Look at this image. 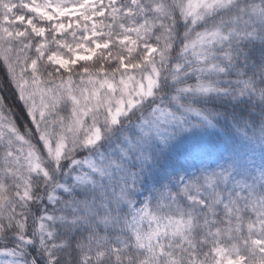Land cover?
Masks as SVG:
<instances>
[{"label":"snow or ice","instance_id":"6c2138e0","mask_svg":"<svg viewBox=\"0 0 264 264\" xmlns=\"http://www.w3.org/2000/svg\"><path fill=\"white\" fill-rule=\"evenodd\" d=\"M0 264H264V0H0Z\"/></svg>","mask_w":264,"mask_h":264}]
</instances>
